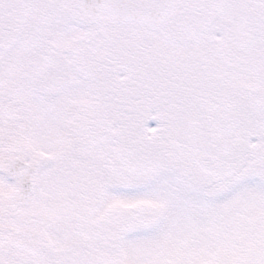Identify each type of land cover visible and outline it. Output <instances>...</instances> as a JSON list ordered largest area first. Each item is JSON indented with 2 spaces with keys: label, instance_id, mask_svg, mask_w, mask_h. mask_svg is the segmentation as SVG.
Returning <instances> with one entry per match:
<instances>
[{
  "label": "snow or ice",
  "instance_id": "snow-or-ice-1",
  "mask_svg": "<svg viewBox=\"0 0 264 264\" xmlns=\"http://www.w3.org/2000/svg\"><path fill=\"white\" fill-rule=\"evenodd\" d=\"M0 264H264V0H0Z\"/></svg>",
  "mask_w": 264,
  "mask_h": 264
}]
</instances>
